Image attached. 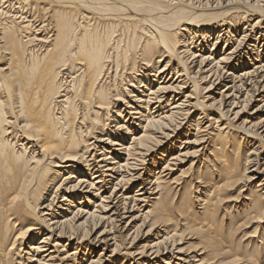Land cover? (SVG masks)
Listing matches in <instances>:
<instances>
[{
	"label": "bare ground",
	"instance_id": "1",
	"mask_svg": "<svg viewBox=\"0 0 264 264\" xmlns=\"http://www.w3.org/2000/svg\"><path fill=\"white\" fill-rule=\"evenodd\" d=\"M261 2L0 0V264H264Z\"/></svg>",
	"mask_w": 264,
	"mask_h": 264
},
{
	"label": "rangeland",
	"instance_id": "2",
	"mask_svg": "<svg viewBox=\"0 0 264 264\" xmlns=\"http://www.w3.org/2000/svg\"><path fill=\"white\" fill-rule=\"evenodd\" d=\"M263 1V0H262ZM261 5H263L264 6V3L263 2H261ZM212 39V38H211ZM210 49V48H209ZM208 49H206V51H207ZM208 52V51H207ZM206 52V53H207ZM205 53V52H204ZM189 86V88L187 89V90H185L186 91V93H184L183 95H182V97H184V95L185 94H187L188 93V91L190 90V85H188ZM214 92H219V90L217 91V90H213ZM182 97L180 96L179 98H181L182 99ZM260 104H253L251 107H249L248 109H247V111H246V114L245 115H247V113L248 114H252L253 112L252 111H254L258 106H259ZM263 114V112H259L258 113V116H260V115H262ZM244 115V116H245ZM251 116H254V115H251ZM257 116V117H258ZM252 118H254V117H252ZM243 119V118H242ZM257 120V119H256ZM110 122H111V120H110ZM241 122V120L239 121V122H237V124H239ZM115 125L113 124V123H109V127H111L110 129H112V131H118V130H115V127H114ZM193 132V133H192ZM190 134L192 135V134H194V131L192 130V131H190ZM189 138H191V136L189 137ZM190 140H192V138L190 139ZM129 142V141H128ZM192 147V146H191ZM192 150H189V152H191ZM263 159H264V157H262ZM189 163V162H188ZM186 164L184 167H183V169H185V168H187L188 167V165L189 164ZM149 168H152V166H148V169ZM260 180H261V178H259L258 176L256 177V180H254V182L253 183H255L256 185L260 182ZM197 186V185H196ZM135 187H133V189L130 191L132 194H133V191L135 190L134 189ZM192 191L191 192H189V197L192 195ZM234 195H236V194H234ZM196 207L198 208V205H196ZM245 220V216H239V218H238V220H236V221H234L233 222V225H235V224H238V223H240V222H243ZM231 223V221L229 220V221H226V220H223V221H221V222H219L218 224H217V231L218 232H223L225 235H229L230 236V239H232V241H238V243L236 244V246L237 247H239L240 248V251L241 252H243L245 249H247V247L245 248V245H246V243L248 242V241H252V239H256L257 238V232L255 233V230H254V226L253 227H250V225H248V226H243V225H241L239 228H238V230L237 231H235V227H234V230H233V232H231V233H227V232H224V230L226 229V227L228 228V226H226V224H230ZM262 229H263V226H262ZM146 230L147 229H145L144 230V233L146 232ZM151 236H147V238L145 239V240H141V243L140 244H138V246L137 247H141V245H143V244H145V245H148V244H150L151 242V240H153L154 238H150ZM118 240H120V242H121V238H119ZM129 241L130 240H127V242L129 243ZM149 241V242H148ZM124 242V243H123ZM145 242V243H144ZM147 242V243H146ZM122 244H125V241L124 240H122V242H121ZM124 246H126V247H128L127 245H124ZM179 247H181V246H179ZM121 248H123V245H122V247ZM111 249V248H110ZM249 249V248H248ZM96 251V254H99L100 252H101V250L100 249H96L95 250ZM121 253H122V251H121ZM94 256V254H92V257ZM121 258V257H120ZM165 259H167V256L166 257H164V260ZM120 260H122V259H120ZM130 261V260H129ZM162 261V260H161ZM174 262V263H173ZM123 264H129V262H127V261H124V263ZM131 264H132V262H131ZM153 264H162L161 262H159V263H157V262H155V263H153ZM170 264H182V263H179L178 261H175L174 259L172 260V263H170Z\"/></svg>",
	"mask_w": 264,
	"mask_h": 264
}]
</instances>
